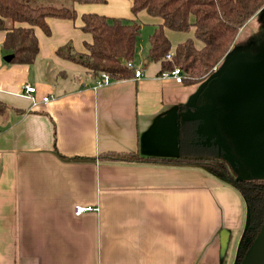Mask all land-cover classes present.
Here are the masks:
<instances>
[{"label": "crops", "instance_id": "1", "mask_svg": "<svg viewBox=\"0 0 264 264\" xmlns=\"http://www.w3.org/2000/svg\"><path fill=\"white\" fill-rule=\"evenodd\" d=\"M130 7L106 0L75 5V21L47 19L30 65L3 60L0 32V264H234L246 208L233 188L195 168L98 160L178 156L180 123L199 113L205 80L177 83L141 58L139 79L95 88L97 78L55 55L68 42L86 52L82 14L138 19Z\"/></svg>", "mask_w": 264, "mask_h": 264}, {"label": "trees", "instance_id": "2", "mask_svg": "<svg viewBox=\"0 0 264 264\" xmlns=\"http://www.w3.org/2000/svg\"><path fill=\"white\" fill-rule=\"evenodd\" d=\"M86 4H106V0H0L3 57L11 56L8 64L12 65L34 63L39 50L34 29L38 28L44 35L50 36L47 19L75 21L77 14L74 6ZM130 12L135 18L144 13L157 20L148 37L149 47L144 61L158 63V75L179 68L183 75L182 83L192 85L213 74L244 25L255 14L264 13V0H131ZM80 20V30L91 36V42L84 44L86 52H76L68 42L58 47L55 55L80 66L95 78L102 73L108 75L111 81L133 78V70L126 63L134 62L141 28L137 19L126 21L87 13L82 14ZM166 31L188 36L173 45ZM263 49V44H254L245 52L260 60L264 56ZM166 55H171V59L166 60ZM216 82L212 85V92ZM203 91L198 96V106L209 103ZM6 108L0 103V115ZM200 126L199 120L186 121L181 126L180 152L176 157L106 152L100 154L98 160L104 163L195 168L233 188L242 198L247 212V225L235 253L234 264H239L264 220V179H248V170L242 164L230 166L222 157L224 152L216 144H199L201 139L197 129ZM226 142L229 143L227 136ZM229 146L234 153L233 144L229 143Z\"/></svg>", "mask_w": 264, "mask_h": 264}, {"label": "water", "instance_id": "3", "mask_svg": "<svg viewBox=\"0 0 264 264\" xmlns=\"http://www.w3.org/2000/svg\"><path fill=\"white\" fill-rule=\"evenodd\" d=\"M230 54H226L224 62L228 58L231 60ZM233 56L236 57L234 60L236 61L234 62L235 64L228 66L223 75L218 71H214L205 80L203 92L205 98L209 100V103L201 106L196 104L199 113H197L195 119H188L181 122L179 129L186 121L199 120L201 126L197 129V132L200 134V130L204 128L202 115L207 112L205 108L214 105L216 108L215 124L217 134H212L213 141L211 138L207 144H216L224 152V155L229 154L231 156L230 161L233 162L232 165L229 163L230 166L235 167L237 164H242L248 170V179L263 180L264 56L260 60L256 57L252 58L253 60L247 61L242 59L243 53L241 52L239 54L240 62H237L238 56H236V53ZM10 59L11 56L3 57L5 62H9ZM215 81L217 82L214 87V92H212V85ZM224 133L229 138V143L233 144L234 153H231V148L229 143L226 142ZM179 135L180 133L178 131ZM214 136H216V141L218 142L214 141ZM217 137H220V140H217ZM238 179L240 180V178ZM246 225L247 212L244 228ZM228 239L229 232L227 230L221 231L219 234L221 259L226 252ZM239 264H264V220L256 237Z\"/></svg>", "mask_w": 264, "mask_h": 264}, {"label": "rangeland", "instance_id": "4", "mask_svg": "<svg viewBox=\"0 0 264 264\" xmlns=\"http://www.w3.org/2000/svg\"><path fill=\"white\" fill-rule=\"evenodd\" d=\"M137 18H138L137 21L141 24V28H140L139 39H138V42L136 44V51H135L134 59L136 60V62L139 63L138 60H140L141 58L144 59L145 53L149 47L148 37L153 32V24H155L154 22L157 20L148 17L146 14H143L142 16L139 15ZM261 25H264V21L262 20L259 13L255 14L244 25V27L239 31L230 51L228 52V53H231L230 54L231 60H229V58H228L225 62L220 64L218 67L217 71L220 74L223 75L225 73V70L228 68V66L235 64L234 62H236V61H234V60L236 59V57L233 56L234 53H236V56H238L237 62L241 61L239 59V54L241 53L240 51L248 49L252 45V42H253L252 37L257 32V29ZM166 35L173 45L183 41L188 36L184 33H178V32H172V31H166ZM224 59H223V61H224ZM242 59L246 60L247 54L244 53ZM249 60H247V61H249ZM205 109L207 110V112L204 115H202V118L204 119V128L202 130H200V133L206 137L205 142L209 143L210 139L212 138V134L216 133V124H215L216 108L214 105H211V106H207ZM213 112H214V114H213ZM221 139H222V137H221ZM217 140H220V137H217ZM214 141L218 142V141H216V136H214ZM223 147L225 148V146H223ZM230 157L231 156L229 154L224 155L226 162H228V164L230 163L232 165L233 162L230 161Z\"/></svg>", "mask_w": 264, "mask_h": 264}, {"label": "built area", "instance_id": "5", "mask_svg": "<svg viewBox=\"0 0 264 264\" xmlns=\"http://www.w3.org/2000/svg\"><path fill=\"white\" fill-rule=\"evenodd\" d=\"M166 60H170L171 59V55H166L165 57ZM126 66L129 69L133 70V79H139L142 76V68L140 66H136L134 64V62H127ZM162 76H166V77H171L172 79H174L177 83H182V78L183 75L180 71L179 68H174L171 71L162 74ZM111 82V79L109 78L108 75L106 74H100V76L96 79L95 82V88L98 87H102V86H106L109 85ZM22 90L24 91L25 94L30 95L35 93V87L33 86H29L27 84L23 85ZM32 99V103L35 104V98H31ZM48 98L47 97H43L42 101L43 102H47ZM86 211H91L90 208H83V207H75V215H81L82 213L86 212Z\"/></svg>", "mask_w": 264, "mask_h": 264}, {"label": "flooded vegetation", "instance_id": "6", "mask_svg": "<svg viewBox=\"0 0 264 264\" xmlns=\"http://www.w3.org/2000/svg\"><path fill=\"white\" fill-rule=\"evenodd\" d=\"M260 14V16H261V18H262V20L264 21V13L262 12V13H259ZM263 36V37H262ZM252 45H254V44H256V45H264V25H261L258 29H257V32L253 35V37H252ZM251 45V46H252ZM250 46V47H251ZM245 50H247V49H245ZM245 50H241V52L244 54H247V59L246 60H252V58H256L257 56H251V54H248V52H245ZM264 50V49H263ZM200 139H201V141H202V143L203 144H207L206 142H205V137H204V135L203 134H201L200 133ZM211 140H213V138L211 139ZM223 155H224V153L222 154V157H223ZM224 159V158H223ZM225 160V159H224Z\"/></svg>", "mask_w": 264, "mask_h": 264}]
</instances>
